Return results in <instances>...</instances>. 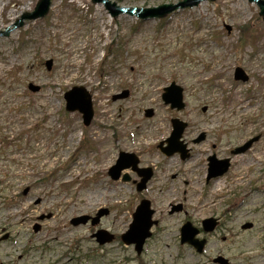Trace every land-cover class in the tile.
Here are the masks:
<instances>
[{
    "label": "rangeland",
    "instance_id": "rangeland-1",
    "mask_svg": "<svg viewBox=\"0 0 264 264\" xmlns=\"http://www.w3.org/2000/svg\"><path fill=\"white\" fill-rule=\"evenodd\" d=\"M36 1L0 0V33ZM257 14L246 0H219L138 26L135 17L111 19L103 5L88 0H52L46 18L1 36L0 237H7L0 243V264H210L219 253L232 264H264V20ZM244 23L253 32L240 45ZM113 40L127 46L103 59ZM47 59H53L50 71ZM236 65L248 72V82L233 80ZM172 80L184 87L181 112L161 98ZM29 83L39 93L29 91ZM73 86L90 91L94 117L88 127L79 112L65 111L63 95ZM125 89L126 99L111 100ZM148 108L154 110L149 118ZM171 117L188 122L186 141L207 133L203 143L189 145L186 161L157 150L171 132ZM257 134L260 141L234 158L227 175L205 182L208 155L224 156L223 148ZM119 151L136 152L142 166L155 168L142 194L108 177ZM25 187L29 192L22 196ZM142 197L152 203L157 228L140 256L120 240L100 247L90 238L93 228L69 223L107 207L101 227L122 234ZM176 202L183 211L167 215ZM48 212L54 217L32 232L36 216ZM210 215H221L222 226L200 235L209 249L197 257L179 244V227L187 217L197 223ZM235 215L239 222H255L254 228L241 230Z\"/></svg>",
    "mask_w": 264,
    "mask_h": 264
},
{
    "label": "water",
    "instance_id": "water-1",
    "mask_svg": "<svg viewBox=\"0 0 264 264\" xmlns=\"http://www.w3.org/2000/svg\"><path fill=\"white\" fill-rule=\"evenodd\" d=\"M202 1H208V0H182L177 2L176 4L172 3H165L161 4L155 7H144V8H137V7H120L117 3L109 1V0H91L93 4H103L105 10L108 14H110L111 17L117 18L119 15L125 13L129 16H136L140 18L141 20H154L155 18H164L167 14L172 13L176 11L177 9H184L187 7H193L198 6V4ZM210 1H217V0H210ZM50 2L51 0H38L35 8L32 12H26L23 13L15 22L14 28L21 27L24 24V21L26 20H37V18H44L48 14L49 8H50ZM249 3L253 2L256 4L257 7H259V17L264 19V0H248ZM227 30L230 31V28L227 27ZM4 36L8 34V30H6L4 33H2ZM52 65V60L46 62L47 69L50 70V67ZM235 79L242 80L243 82L248 79V76L241 68L235 69ZM29 88L32 91H38L39 88L36 86H33L32 84L29 85ZM128 95V91L126 90L124 93L116 95L112 98V100H116L119 98H125ZM66 103V110L73 112L74 110H78L83 114V123L84 125H89L93 117V111H92V101L91 96L88 93V91L84 87H72L70 91L65 93L64 95ZM162 98L164 99V102L166 104H170L171 108H176L177 110H181L184 108V104L182 102V88L179 86H176L174 83H171L168 88L164 89V93L162 94ZM147 116H150L152 114V110L149 109L146 112ZM173 131L171 133V136L166 139L167 146L163 147V142H161L159 149L160 151H163L167 156H171L175 152H179L181 159L186 158L188 156V150H186V144L181 142L179 139L182 135V132L184 131V127L186 126L185 123L182 121L179 122L178 119H173ZM258 137L255 139H252L247 142L246 145L243 147L237 149L234 153L238 152H245L248 147L254 142L257 141ZM203 140V135H201L197 141ZM210 165H209V176L215 177L217 174H222L225 170L224 166L227 162L226 161H220L217 162L213 160V157L209 158ZM137 158L134 154H126V153H120L118 160L116 162V165L109 169L108 173L111 175L113 179H117L119 177V171L124 168H129L130 166L133 167V169H136L137 166ZM140 172V171H139ZM149 176H147L145 179L141 181V185L138 187L139 190L142 189L144 186V183L146 179ZM25 190L24 192H26ZM107 210H105L103 213L107 214ZM152 211L150 210V206L147 201H142V203L139 205L137 210L132 214L133 220L132 223L129 225V230L122 234L121 238L123 242L126 244H134V249H136L137 253H141L142 246L147 239V237L150 236V228L152 225ZM102 214L100 212L96 220L93 222H97V218ZM47 217H50V215H47ZM44 217H40V219H43ZM88 217L86 216H80L76 219H72L73 225H78L79 223L86 224L88 222ZM210 224V225H209ZM203 225H205V230L210 231L215 226V221L213 219H207L203 222ZM197 234V231L187 222L184 227L181 230V243L188 242L192 244L194 247L197 248L198 251H201L203 246L202 244L204 241H198L195 240V235ZM96 240H98L99 244H103L106 242H111L113 240V236L108 235L104 231H100L98 234L95 235ZM220 261H223L220 258ZM226 264V262H224Z\"/></svg>",
    "mask_w": 264,
    "mask_h": 264
},
{
    "label": "flooded vegetation",
    "instance_id": "flooded-vegetation-1",
    "mask_svg": "<svg viewBox=\"0 0 264 264\" xmlns=\"http://www.w3.org/2000/svg\"><path fill=\"white\" fill-rule=\"evenodd\" d=\"M213 148H215V147H213ZM232 163H233V160H232ZM232 163H231V161H230V166L228 167V171H230V169L232 168ZM261 173H263V176H264V170H262V171H260ZM261 179V178H260ZM134 182H135V180H134ZM249 183H252V182H249ZM258 182H254V185L255 184H257ZM132 184H134L133 183V181H132ZM41 202V201H40ZM39 202V203H40ZM223 215V214H222ZM224 216V215H223ZM210 217H215L216 219H217V221H218V226L216 227V229L218 230L219 228H221V226H222V224H221V215H218V216H215V215H210ZM239 218H240V216H237V215H235L234 216V221H237V223L240 225L239 226V228L241 229V230H245V231H250L252 228H254V225H255V222H252V221H242V222H239ZM201 222V221H200ZM200 222L197 224V226H201L200 225ZM252 224L250 227H248L249 229L247 230V229H243L244 228V225L245 224ZM237 224V225H238ZM215 229V230H216ZM222 241H226V239L225 238H222ZM207 245H208V243H207ZM224 256V255H223ZM219 257V255H217V256H215V258H210V264H216L214 261H215V259L216 258H218ZM225 258L226 259H228V257H226L225 256Z\"/></svg>",
    "mask_w": 264,
    "mask_h": 264
},
{
    "label": "trees",
    "instance_id": "trees-1",
    "mask_svg": "<svg viewBox=\"0 0 264 264\" xmlns=\"http://www.w3.org/2000/svg\"><path fill=\"white\" fill-rule=\"evenodd\" d=\"M114 1H116L117 3H119V4H122L123 2H125L126 0H114ZM130 2H133V1H143V2H146V3H148V2H151V0H129ZM152 1H154V0H152ZM163 1H165V0H163ZM241 30H243V31H247V25H244V26H242L241 27ZM243 42V40L241 41V43ZM119 46V45H118ZM110 47H111V53L113 54V50H114V44L113 45H110Z\"/></svg>",
    "mask_w": 264,
    "mask_h": 264
}]
</instances>
